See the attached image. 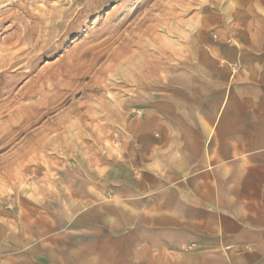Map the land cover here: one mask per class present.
<instances>
[{
    "label": "crops",
    "instance_id": "1",
    "mask_svg": "<svg viewBox=\"0 0 264 264\" xmlns=\"http://www.w3.org/2000/svg\"><path fill=\"white\" fill-rule=\"evenodd\" d=\"M208 22L216 40L186 83L118 147L92 134L43 144L53 167L38 170L58 171L64 231L84 243L40 240L46 226L27 218L6 264H264V0H216ZM76 152L79 166L62 164Z\"/></svg>",
    "mask_w": 264,
    "mask_h": 264
},
{
    "label": "rangeland",
    "instance_id": "2",
    "mask_svg": "<svg viewBox=\"0 0 264 264\" xmlns=\"http://www.w3.org/2000/svg\"><path fill=\"white\" fill-rule=\"evenodd\" d=\"M212 15L216 0H0V123L17 99L26 109L0 129V264L7 242L20 248L27 218L50 223L40 240L84 243L64 231L73 205L60 198L58 171L38 170L53 167L43 144L65 137L54 145L62 151L92 134L118 147L131 120L186 83L184 71L216 40ZM80 158L60 156L71 168Z\"/></svg>",
    "mask_w": 264,
    "mask_h": 264
},
{
    "label": "bare ground",
    "instance_id": "3",
    "mask_svg": "<svg viewBox=\"0 0 264 264\" xmlns=\"http://www.w3.org/2000/svg\"><path fill=\"white\" fill-rule=\"evenodd\" d=\"M125 10V9H124ZM70 23L67 24V26H69ZM41 36V35H40ZM43 36V35H42ZM43 39V38H42ZM48 41V40H47ZM14 59V58H13ZM9 60V59H8ZM20 99L16 100V104L13 107V110H7V112L5 113L7 119L4 122L0 123V129L2 131H4L5 129H8L9 126L13 123H15L17 120L20 119V116L24 115L25 113V108L22 104L18 103ZM12 107H10L11 109ZM1 115V114H0Z\"/></svg>",
    "mask_w": 264,
    "mask_h": 264
}]
</instances>
